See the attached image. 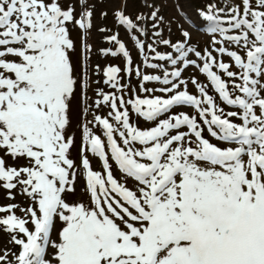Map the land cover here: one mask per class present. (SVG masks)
<instances>
[{
	"label": "snow or ice",
	"instance_id": "6c2138e0",
	"mask_svg": "<svg viewBox=\"0 0 264 264\" xmlns=\"http://www.w3.org/2000/svg\"><path fill=\"white\" fill-rule=\"evenodd\" d=\"M100 2L0 0V264H264V0Z\"/></svg>",
	"mask_w": 264,
	"mask_h": 264
},
{
	"label": "rangeland",
	"instance_id": "374dc122",
	"mask_svg": "<svg viewBox=\"0 0 264 264\" xmlns=\"http://www.w3.org/2000/svg\"><path fill=\"white\" fill-rule=\"evenodd\" d=\"M155 2L157 6L160 7L161 15H163L166 19H171L173 21L172 39L174 41L182 39V37L180 36V29L183 28L191 33L192 44H199L200 47H205L207 45L209 35L205 31L206 22H204L202 18H198V13L200 9L203 8L205 0H155ZM123 4L124 0H102V2L97 4L96 24L97 27L106 26L107 28L111 29L113 33L119 32L120 39L126 42V46L131 50L133 58L137 62H139L137 50L133 47V42L128 39V33L126 32V30L119 27L118 25H114L113 10L122 8ZM101 11L107 12L106 18L100 17ZM141 11H147L142 6V0H127V13L130 14L133 19H135L136 14ZM189 17H191V20L189 19ZM192 20H195V24L192 23ZM197 25H199V28H197ZM93 39L98 47H115V45L109 44L106 40H104L103 36L98 32L94 33ZM148 42L151 41L149 40ZM92 60L93 63L99 62L101 66H105L106 63L119 64L121 67L124 66L122 58L101 57L98 55H93ZM200 79L202 81L205 80L203 76H200ZM108 90L109 89L105 86V91ZM89 94L91 95V93ZM141 126H146V123L141 122ZM75 131L77 138H79V131ZM93 165L97 169L100 167L99 163L95 160L93 161ZM80 196L81 188L78 185L76 197ZM84 198L86 199V197ZM9 203H20L26 206V200L24 197L17 195L14 201L9 200L6 196L5 191L0 189V205ZM9 239V235L0 230V253H2L5 248H10L13 251H18V249H16L14 245L8 243Z\"/></svg>",
	"mask_w": 264,
	"mask_h": 264
}]
</instances>
